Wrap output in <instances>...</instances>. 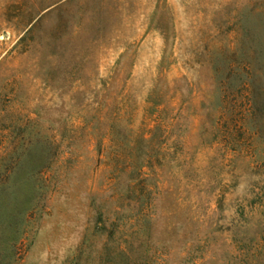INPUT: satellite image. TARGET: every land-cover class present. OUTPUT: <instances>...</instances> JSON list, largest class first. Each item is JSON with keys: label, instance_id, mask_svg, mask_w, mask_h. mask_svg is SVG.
Returning a JSON list of instances; mask_svg holds the SVG:
<instances>
[{"label": "rangeland", "instance_id": "374dc122", "mask_svg": "<svg viewBox=\"0 0 264 264\" xmlns=\"http://www.w3.org/2000/svg\"><path fill=\"white\" fill-rule=\"evenodd\" d=\"M0 264H264V0H0Z\"/></svg>", "mask_w": 264, "mask_h": 264}]
</instances>
